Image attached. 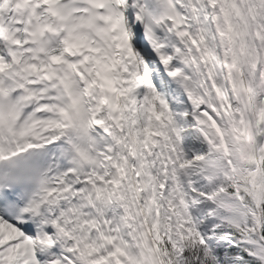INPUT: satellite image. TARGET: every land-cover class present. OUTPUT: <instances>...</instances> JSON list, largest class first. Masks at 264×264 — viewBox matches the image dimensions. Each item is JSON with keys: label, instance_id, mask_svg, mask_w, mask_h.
<instances>
[{"label": "snow or ice", "instance_id": "1", "mask_svg": "<svg viewBox=\"0 0 264 264\" xmlns=\"http://www.w3.org/2000/svg\"><path fill=\"white\" fill-rule=\"evenodd\" d=\"M0 264H264V0H0Z\"/></svg>", "mask_w": 264, "mask_h": 264}]
</instances>
